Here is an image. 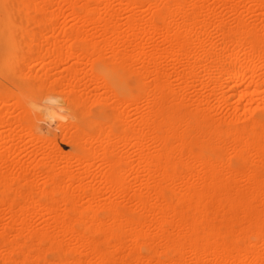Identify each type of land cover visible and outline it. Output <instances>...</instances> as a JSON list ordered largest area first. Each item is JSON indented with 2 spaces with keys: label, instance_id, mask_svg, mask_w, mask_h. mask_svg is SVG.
Wrapping results in <instances>:
<instances>
[{
  "label": "bare ground",
  "instance_id": "6f19581e",
  "mask_svg": "<svg viewBox=\"0 0 264 264\" xmlns=\"http://www.w3.org/2000/svg\"><path fill=\"white\" fill-rule=\"evenodd\" d=\"M6 53L15 70L96 56L90 71L122 75L135 118L94 103L79 115L96 95L73 85L77 118L55 128L71 153L55 131L34 139L52 156L4 142L0 264H264V0H0ZM33 104L30 132L61 110Z\"/></svg>",
  "mask_w": 264,
  "mask_h": 264
},
{
  "label": "rangeland",
  "instance_id": "374dc122",
  "mask_svg": "<svg viewBox=\"0 0 264 264\" xmlns=\"http://www.w3.org/2000/svg\"><path fill=\"white\" fill-rule=\"evenodd\" d=\"M97 59L96 56H83L81 58H58L42 55H36L30 57L24 64L25 70L14 69L15 60L8 53L0 55V90L3 93L0 96V118L2 119V125L0 124V147L7 142L11 137L17 135L21 137L18 142L17 150L21 153L23 160L27 159V154L30 151L38 150L42 148L44 154L52 156L53 145L47 142H34L35 138H52V135L48 131H55V145L57 148L64 153H71L72 149L62 142L61 138L63 133L57 132L55 128L59 124L64 126L68 123L75 121L78 112L75 111L74 107L65 103L63 100L66 99V92L70 91V87L77 86L80 89H87L92 94L96 95L92 102L89 104L87 110H79V115L85 114L91 109L92 103L95 106L94 112H96L97 105H104L107 107L114 106V109L120 111L127 110L129 114V122L132 124L134 120V106L128 102L125 98L127 97L123 91L124 78L121 74L115 72H104L96 73L91 72V63ZM63 60V61H62ZM14 61V62H13ZM18 61V60H17ZM77 63V64H76ZM75 67L76 71L71 72L70 68ZM29 69L35 72H39L38 76H41L46 70H49L48 77L45 79L44 87H33V94L31 95L30 88L28 89V78L26 73ZM114 77L113 85L120 86V94L122 96L116 99L112 91L105 86L102 82V78ZM37 91V92H36ZM129 94L134 95L136 91L129 86ZM31 95V96H30ZM19 100L22 107H15L14 103ZM42 102L46 104H57L61 110L56 115V119L49 122V124L42 123V129L36 128L31 132L27 129L33 117L28 116V112H31L34 102ZM25 110V112H24ZM25 113L27 115H25ZM85 123L81 122L76 128H69L70 132L80 130L83 128ZM88 137H82L81 141L87 140ZM96 147V144H93ZM120 150L127 152L131 155L132 141L127 140L118 144ZM43 158H45L43 156ZM57 162H60L56 160ZM73 162V161H72ZM74 163V162H73ZM63 165V164H62ZM106 196L110 199H115L113 193H108ZM38 211L35 212L37 214ZM34 217V215H31ZM38 220V217H35Z\"/></svg>",
  "mask_w": 264,
  "mask_h": 264
}]
</instances>
